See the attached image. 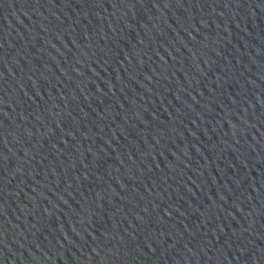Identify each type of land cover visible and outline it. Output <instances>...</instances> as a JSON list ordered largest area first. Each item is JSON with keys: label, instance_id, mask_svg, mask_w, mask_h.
<instances>
[{"label": "water", "instance_id": "water-1", "mask_svg": "<svg viewBox=\"0 0 264 264\" xmlns=\"http://www.w3.org/2000/svg\"><path fill=\"white\" fill-rule=\"evenodd\" d=\"M0 264H264V0H0Z\"/></svg>", "mask_w": 264, "mask_h": 264}]
</instances>
